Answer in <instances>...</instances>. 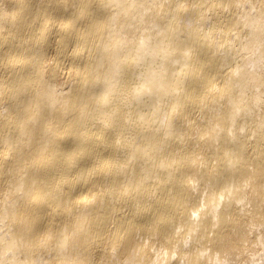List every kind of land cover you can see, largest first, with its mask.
Instances as JSON below:
<instances>
[{
	"label": "bare ground",
	"instance_id": "bare-ground-1",
	"mask_svg": "<svg viewBox=\"0 0 264 264\" xmlns=\"http://www.w3.org/2000/svg\"><path fill=\"white\" fill-rule=\"evenodd\" d=\"M0 264H264V0H0Z\"/></svg>",
	"mask_w": 264,
	"mask_h": 264
}]
</instances>
